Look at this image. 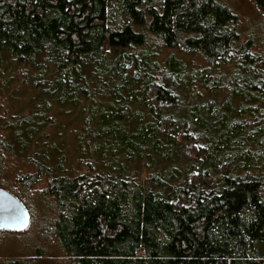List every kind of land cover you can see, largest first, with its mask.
I'll list each match as a JSON object with an SVG mask.
<instances>
[{"label":"trees","instance_id":"1","mask_svg":"<svg viewBox=\"0 0 264 264\" xmlns=\"http://www.w3.org/2000/svg\"><path fill=\"white\" fill-rule=\"evenodd\" d=\"M252 2L0 0V157L72 264H264Z\"/></svg>","mask_w":264,"mask_h":264},{"label":"rangeland","instance_id":"2","mask_svg":"<svg viewBox=\"0 0 264 264\" xmlns=\"http://www.w3.org/2000/svg\"><path fill=\"white\" fill-rule=\"evenodd\" d=\"M229 5L240 17L241 28L250 31L253 26L263 22V15L252 0H221ZM15 108L6 98L0 100V119L5 108ZM178 165H182L177 161ZM176 164V165H177ZM15 161L10 157H0V187L12 188L22 198V202L30 215V226L25 231L16 232L0 228V264L13 259H21L23 264H72L64 254L54 229V209L50 199L40 196L43 183L35 190H22L14 182L13 170L17 169Z\"/></svg>","mask_w":264,"mask_h":264},{"label":"water","instance_id":"3","mask_svg":"<svg viewBox=\"0 0 264 264\" xmlns=\"http://www.w3.org/2000/svg\"><path fill=\"white\" fill-rule=\"evenodd\" d=\"M30 226V215L23 202L6 188L0 187V228L21 232Z\"/></svg>","mask_w":264,"mask_h":264}]
</instances>
